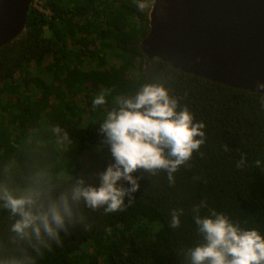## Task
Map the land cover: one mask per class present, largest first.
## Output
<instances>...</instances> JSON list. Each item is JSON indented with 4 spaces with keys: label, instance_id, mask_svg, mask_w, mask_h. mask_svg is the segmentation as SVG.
Instances as JSON below:
<instances>
[{
    "label": "trees",
    "instance_id": "trees-1",
    "mask_svg": "<svg viewBox=\"0 0 264 264\" xmlns=\"http://www.w3.org/2000/svg\"><path fill=\"white\" fill-rule=\"evenodd\" d=\"M30 6L25 32L0 48V178L20 174L33 159L67 167L73 177L99 186V173L114 163L100 132L118 97L135 95L145 84H163L205 124V143L174 174L138 170L140 190L123 212L87 209L90 231L72 228L62 246L53 245L36 264H188L189 249L204 243L194 222L214 209L245 229L264 235V94L211 82L174 69L141 51L148 36L149 7L134 0H42ZM48 12V13H46ZM104 95L106 103L94 106ZM60 125L71 138L63 147L49 142ZM241 152L248 164L237 167ZM125 183V187H128ZM127 203V198H126ZM183 209L181 226L169 225ZM9 214L0 209V239ZM110 229V231H109Z\"/></svg>",
    "mask_w": 264,
    "mask_h": 264
},
{
    "label": "clouds",
    "instance_id": "clouds-1",
    "mask_svg": "<svg viewBox=\"0 0 264 264\" xmlns=\"http://www.w3.org/2000/svg\"><path fill=\"white\" fill-rule=\"evenodd\" d=\"M134 3L141 12L149 7V0ZM256 87L264 91V82L257 81ZM105 103L103 94L93 100L94 106ZM116 104L100 126L114 163L99 173L98 187L71 176L63 157L59 165L29 157L25 171L5 172L0 178V209L11 220L7 238L0 239V264H36V257L45 250L63 245L62 232L70 235L76 226L90 231L85 206L105 214L125 211L140 190L143 177L134 176L138 170L152 176L163 170L174 185V174L205 143V124L197 122L187 106L180 109L177 98L163 84H145L135 95L118 97ZM47 131L49 142L57 147L68 143L64 156L72 143L69 133L60 125ZM254 163L264 169L260 160ZM247 164V153L241 152L237 167ZM206 207L202 201L192 209L204 243L188 250V264H264V235L240 227L214 209L202 217L200 210ZM182 215L183 209L172 210V229L181 226Z\"/></svg>",
    "mask_w": 264,
    "mask_h": 264
},
{
    "label": "water",
    "instance_id": "water-1",
    "mask_svg": "<svg viewBox=\"0 0 264 264\" xmlns=\"http://www.w3.org/2000/svg\"><path fill=\"white\" fill-rule=\"evenodd\" d=\"M32 0H0V48L26 30ZM142 53L214 83L264 94V0H153Z\"/></svg>",
    "mask_w": 264,
    "mask_h": 264
},
{
    "label": "built area",
    "instance_id": "built-area-1",
    "mask_svg": "<svg viewBox=\"0 0 264 264\" xmlns=\"http://www.w3.org/2000/svg\"><path fill=\"white\" fill-rule=\"evenodd\" d=\"M32 1H34V6L35 7L39 8L40 10L43 11V8H42L43 1L42 0H32ZM46 13H48V12H46Z\"/></svg>",
    "mask_w": 264,
    "mask_h": 264
}]
</instances>
